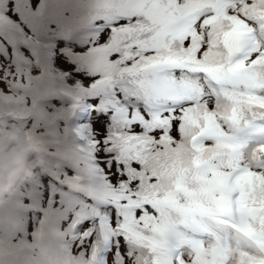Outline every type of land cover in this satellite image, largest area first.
<instances>
[{"label": "snow or ice", "instance_id": "1", "mask_svg": "<svg viewBox=\"0 0 264 264\" xmlns=\"http://www.w3.org/2000/svg\"><path fill=\"white\" fill-rule=\"evenodd\" d=\"M93 9L80 98L98 208L81 236L98 240L78 264L101 243L109 264H264V0Z\"/></svg>", "mask_w": 264, "mask_h": 264}, {"label": "clouds", "instance_id": "2", "mask_svg": "<svg viewBox=\"0 0 264 264\" xmlns=\"http://www.w3.org/2000/svg\"><path fill=\"white\" fill-rule=\"evenodd\" d=\"M52 161L42 143L12 119L0 117V203L24 181L49 173Z\"/></svg>", "mask_w": 264, "mask_h": 264}, {"label": "rangeland", "instance_id": "3", "mask_svg": "<svg viewBox=\"0 0 264 264\" xmlns=\"http://www.w3.org/2000/svg\"><path fill=\"white\" fill-rule=\"evenodd\" d=\"M39 5H41V2H40V1H37V2H36V6H39ZM37 9H38V7H37ZM33 11H35L34 6L31 7V9H30V12H33ZM26 20H27V19H26ZM78 21H79V20H75L74 23H76V22H78ZM71 22H72V21H71ZM71 22L69 21V22H67V23H64L63 25H65L66 27H65L64 29H60V28H59L56 34H59L60 32L66 31L67 27L70 26ZM86 62H87V60H86ZM109 261H110V257H109Z\"/></svg>", "mask_w": 264, "mask_h": 264}]
</instances>
